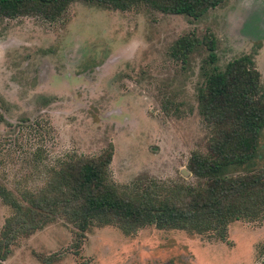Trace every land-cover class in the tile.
Listing matches in <instances>:
<instances>
[{"label": "rangeland", "instance_id": "374dc122", "mask_svg": "<svg viewBox=\"0 0 264 264\" xmlns=\"http://www.w3.org/2000/svg\"><path fill=\"white\" fill-rule=\"evenodd\" d=\"M191 31L213 35L220 68L253 55L264 85V0H225L196 20L81 1L54 23L1 20L0 183L14 188L36 148L50 163L70 152L97 154L109 142L119 184L194 181L187 160L208 134L196 102L206 53L201 48L184 64L170 56L174 41ZM167 98L175 105L168 111ZM10 214L0 199V228ZM76 244L59 219L19 238L3 264H263L264 223L233 222L228 243L175 229L149 226L128 236L103 226Z\"/></svg>", "mask_w": 264, "mask_h": 264}, {"label": "trees", "instance_id": "16d2710c", "mask_svg": "<svg viewBox=\"0 0 264 264\" xmlns=\"http://www.w3.org/2000/svg\"><path fill=\"white\" fill-rule=\"evenodd\" d=\"M86 2L113 10H149L199 19L225 0H0V21L33 17L60 21L71 4ZM204 48L201 82L196 102L208 134L203 150H194L187 170L194 181L137 177L130 183L114 181L109 142L93 155L65 153L44 161V150L27 156L29 173L10 188L0 183V199L11 214L0 228V264L12 246L56 220L72 227L76 245L94 227L113 226L132 236L152 226L207 235L228 243L235 221L264 223V85L253 55H241L220 68L216 42L209 32L178 37L170 56L186 63ZM163 107L175 108L170 99ZM39 128L40 124L36 123ZM39 177L40 184L28 182ZM50 260H46L48 263ZM264 264V261H263Z\"/></svg>", "mask_w": 264, "mask_h": 264}]
</instances>
